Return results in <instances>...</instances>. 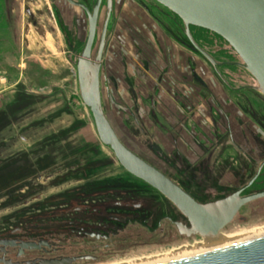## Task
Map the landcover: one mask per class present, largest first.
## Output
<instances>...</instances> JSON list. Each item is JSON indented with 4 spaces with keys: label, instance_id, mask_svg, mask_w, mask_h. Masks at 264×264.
<instances>
[{
    "label": "rangeland",
    "instance_id": "obj_1",
    "mask_svg": "<svg viewBox=\"0 0 264 264\" xmlns=\"http://www.w3.org/2000/svg\"><path fill=\"white\" fill-rule=\"evenodd\" d=\"M110 6L100 93L123 144L202 204L246 185L264 161L256 79L243 67L211 64L182 20L153 0H105L93 60ZM191 34L219 63H243L216 34ZM87 38L86 15L66 0H0V235L45 233L63 240L62 255L98 257L79 264H124L202 243L168 219L185 222L179 209L100 141L77 76ZM260 191L264 168L245 194ZM100 223L116 235H84ZM262 228L264 198L242 207L221 234Z\"/></svg>",
    "mask_w": 264,
    "mask_h": 264
},
{
    "label": "water",
    "instance_id": "obj_2",
    "mask_svg": "<svg viewBox=\"0 0 264 264\" xmlns=\"http://www.w3.org/2000/svg\"><path fill=\"white\" fill-rule=\"evenodd\" d=\"M71 5L83 7L88 14L89 33L84 53L78 58L77 72L81 98L92 112L100 141L110 147L122 167L144 181L172 202L189 220L191 228L176 224L188 235L218 236L229 225L242 207L264 198V192L247 196L240 191L211 205H203L187 194L158 169L128 149L106 119L101 103L100 67L105 48L108 14L100 48L92 59L97 22L102 0H97L93 12L73 0ZM167 8L185 25L186 34L194 47L211 62L213 57L194 41L191 27L210 31L223 38L239 55L241 67L256 79L264 95V0H153ZM111 0H109V3ZM146 264H264V237L246 242H226L218 248L180 259H165Z\"/></svg>",
    "mask_w": 264,
    "mask_h": 264
},
{
    "label": "flooded vegetation",
    "instance_id": "obj_3",
    "mask_svg": "<svg viewBox=\"0 0 264 264\" xmlns=\"http://www.w3.org/2000/svg\"><path fill=\"white\" fill-rule=\"evenodd\" d=\"M30 1L33 2V0H30ZM73 1L82 4L90 12H93L95 5H96V2H97V0H94L95 1L94 5L90 8V6L84 0H73ZM104 1L105 0H102L101 7L99 10L95 42L97 39L99 21H100L101 11L103 8ZM106 2H108V4H111V2L109 3V0H106ZM72 6L82 10L84 12V14L86 15L87 21H88V33H89V19H88L87 11L83 7H79V6H75V5H72ZM28 13L31 15L32 12L30 11V9H28ZM109 13H111L110 14V19H111V15H112L111 6L109 7L107 17H108ZM106 20H107V18H106ZM106 20H105V22H106ZM109 25H110V20H109V24L107 27L106 39H107ZM104 26H105V23H104ZM104 26L102 29V35H103ZM102 35H101V39H102ZM95 42H94V45H95ZM100 44H101V40H100ZM94 45H93V48H94ZM105 47H106V40H105ZM99 48H100V45H99ZM99 48H98V51H99ZM104 50H105V48H104ZM92 54H93V49H92ZM215 61H216V64H213L214 66H231V67L239 66V67H241V64H242V63L239 64V63H230V62L219 63L217 60H215ZM138 156L140 158H142L143 160H145L146 162H148L153 167H155L156 169H158L164 175H166L163 171H161L154 164L150 163L149 161H147L142 156H140V155H138ZM263 168H264V161L259 166L257 173L252 177V179L246 185H248L258 174L257 178L254 180L252 185H250L247 189H245L241 193V196H247V195L255 194V193L245 194V191L248 190L250 187H252L255 184V182L257 181V179L261 175ZM166 176L170 180H172L175 184H177L180 188H182L192 198H194L196 201L199 202V200H197V198L193 194H191L189 191H187L185 188H183L174 179H172L168 175H166ZM246 185L240 187L239 189L235 190L234 192H232L231 194H229L226 197H229L230 195H233L234 193L240 191ZM260 192H264V191H260ZM256 193H259V192H256ZM164 198H166V197H164ZM199 203H201V202H199ZM171 204L174 205L172 202H171ZM117 205L120 206L121 204L118 202ZM203 205H205V204H203ZM136 208H140V205L139 204L136 205ZM81 211H82V208H80V207H77L74 209V212H81ZM183 216L185 218V222H176V221L172 220L171 218H168V219L170 221H172V223L175 225L181 224L184 227L191 228V223L189 222L188 218L184 214H183ZM112 220L115 222H118L121 220V218L117 217V216H112L111 221ZM76 225H77V227L80 228L81 231H84V226H79V224H76ZM100 226L101 227L99 229H97L95 231H91V232H85L84 235H86L90 238L99 239V240L100 239H109V235H108L109 233L110 234L112 233V235H116V231L115 230L112 231L115 228L114 226L111 227V225H107V224L105 225V224H101V223H100ZM176 227H177V225H176ZM101 228H103V229H101ZM106 229H108V231H106ZM104 231H106V233H104ZM191 235H193V234H191ZM196 235L203 238L199 234H196ZM62 242H63V240H55L52 237L46 235L45 233L44 234L31 233L28 235V234H26V231H23L21 228H14L6 234L0 235V264H79V262L94 261V260H97V258H98L94 255H89V254H78V255H72V256H68V255H64V254L62 255V252L64 250V247L62 246L63 245Z\"/></svg>",
    "mask_w": 264,
    "mask_h": 264
},
{
    "label": "bare ground",
    "instance_id": "obj_4",
    "mask_svg": "<svg viewBox=\"0 0 264 264\" xmlns=\"http://www.w3.org/2000/svg\"><path fill=\"white\" fill-rule=\"evenodd\" d=\"M94 61L95 60H93V63H95ZM77 76H78V72H77ZM202 237H203L202 243L197 244L195 246L185 248L183 250L173 252V253L165 255V256L150 257V258H146L143 260L131 261V262L124 263V264H146V263H152V262L165 260V259L186 258L189 256H193V255H196L199 253H203V252L218 248L226 242L239 243V242H246L249 240L264 237V228L257 229L254 231H250V232H246V233L233 235V236H226L225 237L220 233L218 236H202Z\"/></svg>",
    "mask_w": 264,
    "mask_h": 264
},
{
    "label": "trees",
    "instance_id": "obj_5",
    "mask_svg": "<svg viewBox=\"0 0 264 264\" xmlns=\"http://www.w3.org/2000/svg\"><path fill=\"white\" fill-rule=\"evenodd\" d=\"M192 28H195V29H197L196 27H192ZM199 29V28H198ZM202 30H204V29H202ZM204 31H207V30H204ZM207 32H209V31H207ZM218 36V35H217Z\"/></svg>",
    "mask_w": 264,
    "mask_h": 264
}]
</instances>
